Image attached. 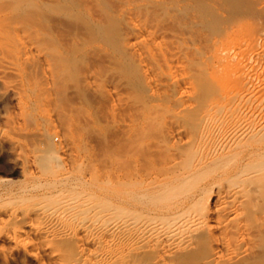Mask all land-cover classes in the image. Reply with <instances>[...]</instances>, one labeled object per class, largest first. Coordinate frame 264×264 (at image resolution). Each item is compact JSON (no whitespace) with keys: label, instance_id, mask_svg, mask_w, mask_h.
<instances>
[{"label":"rangeland","instance_id":"obj_1","mask_svg":"<svg viewBox=\"0 0 264 264\" xmlns=\"http://www.w3.org/2000/svg\"><path fill=\"white\" fill-rule=\"evenodd\" d=\"M249 2L0 0L1 10L39 30L35 42L44 53L27 67L18 93L7 92L15 78L0 74V264H40L35 257L40 251L24 249L26 239L11 223L48 203L59 204L62 192L93 195V203H105L100 208L109 211L103 219L115 223L187 204L181 203L188 194H181L184 183L173 197L182 181L150 191L142 186L150 173L170 167L185 141L198 134L200 108L217 90L212 65L217 42L245 32L230 29ZM223 54L231 60L230 52ZM188 104L191 111L185 110ZM217 187L219 179L209 182L202 199L207 218L213 215L210 223L199 226L200 232L196 228L164 264H264V190L263 199L245 203L241 216L230 219L228 213L223 217L227 211L215 210ZM224 220L233 221L232 231L223 228ZM240 228L248 230L245 239ZM138 251L120 247L117 264H145L160 256L158 249ZM45 253L51 261L59 251Z\"/></svg>","mask_w":264,"mask_h":264},{"label":"bare ground","instance_id":"obj_2","mask_svg":"<svg viewBox=\"0 0 264 264\" xmlns=\"http://www.w3.org/2000/svg\"><path fill=\"white\" fill-rule=\"evenodd\" d=\"M248 1V9L233 21L230 29L232 31L244 28L245 32L239 36L229 33L227 42L222 40L215 45L216 53L213 55L212 65L217 90L207 97V101L200 108L198 134L185 141L186 149L179 154L176 152L178 156L172 154L176 157L170 158V167L150 173L142 186L144 190L150 191L155 188L163 189L165 184L175 180L182 181L173 191L174 194L179 193L177 190H180L179 186L184 183L182 187L186 189L182 188L181 194L186 190L188 194L182 198L181 203L187 204L181 210L171 213L163 212L147 218L131 216V219L115 223L103 219L106 213L102 210L103 206H100L105 203L94 204L95 200H91L93 195L80 191H67L68 194L64 192V195L62 192V197L58 198L61 201L59 204L48 203L38 211L28 213L27 216L17 218L11 223L17 234L26 239L22 244L24 249L40 251L35 255L40 264H117V251L120 247L128 253L134 250L145 253L146 250L158 249L159 258L145 264H164L166 256L176 253L181 244L194 237L192 232L196 228L200 232L199 226L210 223L208 219L213 217L214 210L211 214L207 208L206 214L210 211L209 215H212L207 218L203 211L202 199L205 188L212 180L219 179L216 198L220 208L217 206L215 210L222 208L227 211L223 217L228 213L227 218L235 216L236 219L241 216L239 214L242 212V205L263 199L264 0ZM12 12L0 9V74L15 78L7 85V92L13 94L21 89L27 75V67H33L35 58H40L43 52H40L35 42L34 35L39 30L32 25L28 27L29 24L21 23ZM224 51L231 53V60L223 54ZM46 79L49 82L54 78L50 75ZM192 107L188 104L185 110L188 108L191 111L194 108ZM36 136L39 141H43L42 134ZM175 196L178 194L173 195ZM162 197L157 200L163 201ZM139 211L136 213L142 216V211ZM105 212L108 215L109 211ZM32 215L36 216V219ZM165 217L168 220H163ZM225 220L224 226L221 225L222 222H219V225L229 231L232 228L230 223L234 219L229 220V223ZM226 231L225 234H228ZM238 231L241 238L245 239L248 230L240 228ZM40 237L52 238L57 243L41 245L35 240ZM73 243L77 247H74ZM229 245L231 244L228 243L227 246ZM48 248H56L59 251L51 261L46 258L45 252ZM227 250L232 251L231 248ZM64 254L68 258L65 262Z\"/></svg>","mask_w":264,"mask_h":264}]
</instances>
